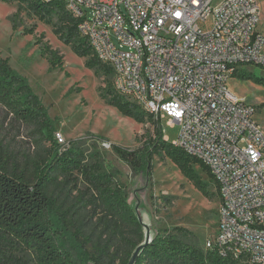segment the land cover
Instances as JSON below:
<instances>
[{
  "label": "built area",
  "instance_id": "1",
  "mask_svg": "<svg viewBox=\"0 0 264 264\" xmlns=\"http://www.w3.org/2000/svg\"><path fill=\"white\" fill-rule=\"evenodd\" d=\"M65 2L80 38L112 69L114 93L178 125L172 145L215 179L218 225L204 248L264 264V130L227 85L246 68L264 70L259 0Z\"/></svg>",
  "mask_w": 264,
  "mask_h": 264
},
{
  "label": "trees",
  "instance_id": "2",
  "mask_svg": "<svg viewBox=\"0 0 264 264\" xmlns=\"http://www.w3.org/2000/svg\"><path fill=\"white\" fill-rule=\"evenodd\" d=\"M0 1L17 4L11 18L13 29L24 26V17L49 25L58 40L86 58V68L97 75H112V69L99 62L80 38L79 21L68 12L65 0ZM33 33L34 27L23 28L24 35ZM40 50L52 69L63 67L58 51L47 44ZM233 77L246 78L242 72ZM254 82L264 85V79ZM100 90V97L121 115L136 123L148 119L157 125L154 136L136 150L111 146L133 176L150 175L154 157L166 158L204 197H218L220 202L218 185L209 170L164 141L160 121L115 94L110 81ZM0 118V130L5 124L29 128L35 146V152L28 153L0 139V264H131L137 251L132 264H249L205 249L184 227H172L146 242L126 186L95 151L97 144L88 143L103 138L90 135L59 144L40 98L1 54ZM195 167L213 182L215 192L208 190Z\"/></svg>",
  "mask_w": 264,
  "mask_h": 264
},
{
  "label": "rangeland",
  "instance_id": "3",
  "mask_svg": "<svg viewBox=\"0 0 264 264\" xmlns=\"http://www.w3.org/2000/svg\"><path fill=\"white\" fill-rule=\"evenodd\" d=\"M259 4L258 30L264 37V0H259ZM16 10V3L0 1V54L9 59L14 71L26 78L47 109L56 133L65 142L88 139L90 135L103 138L90 139L88 143L97 144L95 151L105 159L109 169L116 170L119 181L126 186L128 202L140 219L146 238L152 239L156 234L178 226L193 232L204 247L217 231L219 198L204 197L169 159L159 156L152 161L150 175L133 176L111 146L138 149L154 136L156 123L148 119L145 123H136L108 105L99 95L103 90H98L104 88L107 81L112 83V75H97L94 70L86 68V58L79 57L71 46L58 40L51 26L24 17V26L13 29L11 18ZM24 27H34L33 35H24ZM39 39L41 44L38 45L36 41ZM44 44L62 56L61 69H52L42 56L40 48ZM242 74L251 79L232 77L228 88L255 107V118L264 130V85L254 82L255 79H264V70L250 67ZM160 125L168 142L174 144L179 126H171L167 118L161 120ZM30 137L31 130L27 127L5 124L0 130V139L9 142L11 147L34 153L35 146ZM102 143L110 146L102 147ZM195 170L208 183V190L215 192L213 182L199 168L195 167Z\"/></svg>",
  "mask_w": 264,
  "mask_h": 264
},
{
  "label": "water",
  "instance_id": "4",
  "mask_svg": "<svg viewBox=\"0 0 264 264\" xmlns=\"http://www.w3.org/2000/svg\"><path fill=\"white\" fill-rule=\"evenodd\" d=\"M149 240H150V238H146V242H148ZM140 249H141V248H140ZM140 249H139V250H140ZM137 252H138V251H137ZM137 252L135 253L133 260L135 259L136 255H137ZM133 260H132V262H133ZM132 262H131V264H132Z\"/></svg>",
  "mask_w": 264,
  "mask_h": 264
}]
</instances>
